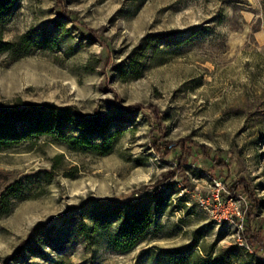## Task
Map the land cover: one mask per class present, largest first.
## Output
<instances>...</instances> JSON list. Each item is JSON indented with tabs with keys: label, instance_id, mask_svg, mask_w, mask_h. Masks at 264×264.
Returning a JSON list of instances; mask_svg holds the SVG:
<instances>
[{
	"label": "rangeland",
	"instance_id": "rangeland-1",
	"mask_svg": "<svg viewBox=\"0 0 264 264\" xmlns=\"http://www.w3.org/2000/svg\"><path fill=\"white\" fill-rule=\"evenodd\" d=\"M0 35V108L112 147L0 152V264H264V0H0Z\"/></svg>",
	"mask_w": 264,
	"mask_h": 264
},
{
	"label": "trees",
	"instance_id": "trees-1",
	"mask_svg": "<svg viewBox=\"0 0 264 264\" xmlns=\"http://www.w3.org/2000/svg\"><path fill=\"white\" fill-rule=\"evenodd\" d=\"M18 45L16 43L4 42L0 35V54L8 51H15ZM23 47V46H22ZM22 51L21 48H18ZM24 51V50H23ZM159 127V121L154 124ZM73 126L80 134L78 136L66 135L64 130L67 127ZM154 126V127H155ZM104 126L98 122L85 121L73 114L70 108H57L53 105L46 106H22L16 105L12 109L0 108V152L9 151L20 146L31 147L42 138H48L53 142L63 144L73 150H83L96 153L100 156L109 154L112 147L109 140H102V142L95 143L92 137L95 134L102 133ZM160 131L157 130V133ZM152 143L156 152L163 157L164 152H169L172 148L171 143H166L161 140L160 135H152ZM163 150V152H162ZM201 151V150H200ZM203 153V152H201ZM179 166L184 164L185 159L179 155ZM220 162H211L214 168L220 170ZM171 176L170 179L174 178ZM230 190L234 193L241 191L252 202L250 207L247 223V230L249 229V219H251L252 212L260 207V203L253 197L250 192L249 184L245 180H240L237 184L230 186ZM159 192H156V195ZM8 197L3 196V201L8 200ZM1 201V202H3ZM8 207L3 214L8 213ZM251 223V222H250ZM244 239L249 246H253L257 241V235L255 232H249L244 234ZM129 242L128 245H131ZM261 246V245H259ZM264 252V246H261Z\"/></svg>",
	"mask_w": 264,
	"mask_h": 264
}]
</instances>
